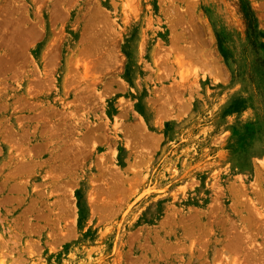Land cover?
<instances>
[{
	"label": "rangeland",
	"instance_id": "1",
	"mask_svg": "<svg viewBox=\"0 0 264 264\" xmlns=\"http://www.w3.org/2000/svg\"><path fill=\"white\" fill-rule=\"evenodd\" d=\"M0 264H264V0H0Z\"/></svg>",
	"mask_w": 264,
	"mask_h": 264
}]
</instances>
